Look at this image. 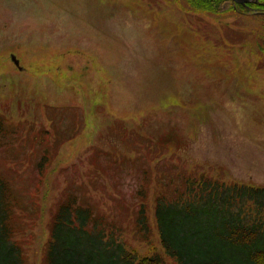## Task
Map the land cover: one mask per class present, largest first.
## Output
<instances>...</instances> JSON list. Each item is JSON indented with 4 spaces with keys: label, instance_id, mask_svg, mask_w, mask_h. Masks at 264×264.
I'll return each instance as SVG.
<instances>
[{
    "label": "rangeland",
    "instance_id": "obj_1",
    "mask_svg": "<svg viewBox=\"0 0 264 264\" xmlns=\"http://www.w3.org/2000/svg\"><path fill=\"white\" fill-rule=\"evenodd\" d=\"M263 43V15L186 0H0V172L32 211L86 196L147 252L126 220L146 170L264 186Z\"/></svg>",
    "mask_w": 264,
    "mask_h": 264
},
{
    "label": "trees",
    "instance_id": "obj_2",
    "mask_svg": "<svg viewBox=\"0 0 264 264\" xmlns=\"http://www.w3.org/2000/svg\"><path fill=\"white\" fill-rule=\"evenodd\" d=\"M186 1L201 13L264 12V0L248 3L251 8L233 0ZM7 129L0 117V134L9 136ZM51 152L46 148L38 162L42 175L52 163ZM156 170V176L146 170L138 205L132 216L126 214L147 252L126 243L123 225L96 211L86 196L70 190L51 212L44 204L32 211L28 195H20L0 172V264H31L44 214L49 215L47 234L37 249V264H264V186L198 169L184 168L166 178ZM154 235L160 249L152 243Z\"/></svg>",
    "mask_w": 264,
    "mask_h": 264
},
{
    "label": "water",
    "instance_id": "obj_3",
    "mask_svg": "<svg viewBox=\"0 0 264 264\" xmlns=\"http://www.w3.org/2000/svg\"><path fill=\"white\" fill-rule=\"evenodd\" d=\"M258 1L259 0H234L235 3H239V4H242V5L247 6V7H249L248 3H250V2H256L257 3ZM249 8H251V7H249ZM256 13H263L264 14V12H259V11H256ZM12 60L14 61L16 66H18L20 69H23V67L20 64L19 59L15 55L12 56Z\"/></svg>",
    "mask_w": 264,
    "mask_h": 264
}]
</instances>
